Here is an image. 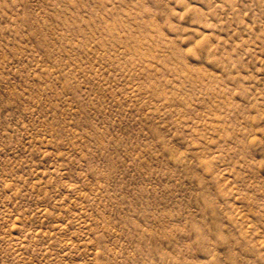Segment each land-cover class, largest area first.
Wrapping results in <instances>:
<instances>
[{"label":"rangeland","instance_id":"obj_1","mask_svg":"<svg viewBox=\"0 0 264 264\" xmlns=\"http://www.w3.org/2000/svg\"><path fill=\"white\" fill-rule=\"evenodd\" d=\"M0 264H264V0H0Z\"/></svg>","mask_w":264,"mask_h":264}]
</instances>
